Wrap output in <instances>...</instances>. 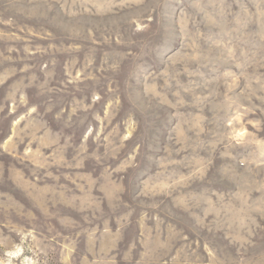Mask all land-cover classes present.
Here are the masks:
<instances>
[{
	"label": "rangeland",
	"instance_id": "rangeland-1",
	"mask_svg": "<svg viewBox=\"0 0 264 264\" xmlns=\"http://www.w3.org/2000/svg\"><path fill=\"white\" fill-rule=\"evenodd\" d=\"M0 264H264V0H0Z\"/></svg>",
	"mask_w": 264,
	"mask_h": 264
}]
</instances>
